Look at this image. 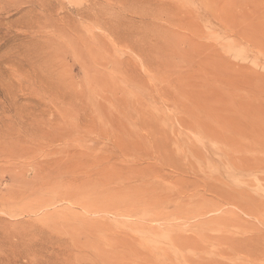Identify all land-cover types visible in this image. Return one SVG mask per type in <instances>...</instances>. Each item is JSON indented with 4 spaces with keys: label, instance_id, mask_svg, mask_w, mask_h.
<instances>
[{
    "label": "rangeland",
    "instance_id": "rangeland-1",
    "mask_svg": "<svg viewBox=\"0 0 264 264\" xmlns=\"http://www.w3.org/2000/svg\"><path fill=\"white\" fill-rule=\"evenodd\" d=\"M0 264H264V0H0Z\"/></svg>",
    "mask_w": 264,
    "mask_h": 264
},
{
    "label": "bare ground",
    "instance_id": "bare-ground-1",
    "mask_svg": "<svg viewBox=\"0 0 264 264\" xmlns=\"http://www.w3.org/2000/svg\"><path fill=\"white\" fill-rule=\"evenodd\" d=\"M242 196L240 195V197H236V196H234L232 199H230L231 200V202L233 203V202H235V200H239L240 198H241Z\"/></svg>",
    "mask_w": 264,
    "mask_h": 264
}]
</instances>
